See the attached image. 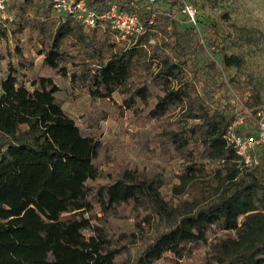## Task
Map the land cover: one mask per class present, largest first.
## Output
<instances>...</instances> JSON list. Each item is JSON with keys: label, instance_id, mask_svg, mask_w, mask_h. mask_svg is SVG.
Returning <instances> with one entry per match:
<instances>
[{"label": "trees", "instance_id": "obj_1", "mask_svg": "<svg viewBox=\"0 0 264 264\" xmlns=\"http://www.w3.org/2000/svg\"><path fill=\"white\" fill-rule=\"evenodd\" d=\"M87 2L135 13L141 32L88 27L49 0L11 3L0 24V43L16 39L0 64V264H264V148L246 167L227 139L242 111L264 107L252 80L233 72L244 58L223 50L208 60L220 29L185 22L179 0ZM232 26L254 41L255 29ZM230 88L240 109L218 98ZM77 90L94 109L112 100L121 118L154 122L156 134L136 135L130 148L144 164L99 166V136L60 97ZM249 124L237 133H253ZM151 156L163 165H148Z\"/></svg>", "mask_w": 264, "mask_h": 264}, {"label": "rangeland", "instance_id": "obj_2", "mask_svg": "<svg viewBox=\"0 0 264 264\" xmlns=\"http://www.w3.org/2000/svg\"><path fill=\"white\" fill-rule=\"evenodd\" d=\"M185 4L196 8V24L187 19L188 15L182 9ZM173 5L174 13L185 22L194 24L198 28L215 24L220 29L219 45H216L215 49L207 48V59H215L214 57H217L218 53L223 50L230 55L235 54L244 58L242 66L239 69H234L233 72L242 81L252 80V84L259 89L264 106V0H179V3ZM232 21L238 25H246L255 29L254 41L249 44L245 43L239 32L232 26ZM22 42L24 43V57L33 61L31 69L40 70L42 56L38 55L30 47V44H27L25 35H22ZM15 43V38H12L9 43L5 40L0 43L3 52V58L0 60L2 66L8 61L7 50L15 51ZM13 60L16 64L21 62L20 56L17 54ZM30 66L26 62V68L23 71L30 73L28 68ZM222 72L224 75L227 74L223 69ZM225 80L227 81V79ZM76 93L71 94L64 91L60 97L64 109L77 119L82 128L99 136L102 143L99 152V166L108 171L119 168L123 163L130 165L139 162L144 164V157L130 148L136 144L135 140L133 141L136 139V135L146 133L154 136L156 134L154 122L145 119L133 122L128 116L121 118L115 112L116 102L112 100L104 104L99 103L101 106L94 109L86 94H79L78 90ZM218 98L222 104H225L229 98L236 109L242 107L243 99L233 89L227 96L218 94ZM249 126L250 132L255 131L254 125L249 124ZM245 130H248L247 127ZM147 162L148 165L150 162L163 165L164 161L151 156ZM173 166H175L173 169H176V163H171V167ZM131 221L127 219L119 223L129 226Z\"/></svg>", "mask_w": 264, "mask_h": 264}, {"label": "built area", "instance_id": "obj_3", "mask_svg": "<svg viewBox=\"0 0 264 264\" xmlns=\"http://www.w3.org/2000/svg\"><path fill=\"white\" fill-rule=\"evenodd\" d=\"M22 0H0V24L11 17L9 6L11 3ZM53 11L61 16H70L85 24L88 27H95L99 22H109L113 29L119 30L122 37L138 34L142 30V24L135 13L121 12L116 5L111 6L105 12H98L91 8L87 0H49ZM184 12L194 24L197 23L195 7L185 4ZM252 122L255 131L248 135L237 133L236 128ZM227 139L232 143L240 155L246 167L259 163L258 149L264 148V107L257 110L245 109L239 114L236 121L230 126Z\"/></svg>", "mask_w": 264, "mask_h": 264}]
</instances>
